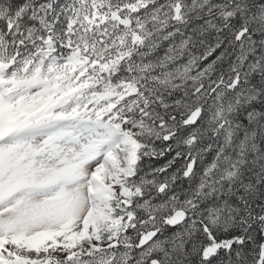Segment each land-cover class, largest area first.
<instances>
[{"label":"snow or ice","instance_id":"obj_1","mask_svg":"<svg viewBox=\"0 0 264 264\" xmlns=\"http://www.w3.org/2000/svg\"><path fill=\"white\" fill-rule=\"evenodd\" d=\"M0 264H264V0H0Z\"/></svg>","mask_w":264,"mask_h":264}]
</instances>
